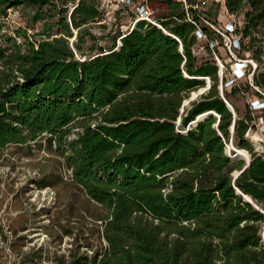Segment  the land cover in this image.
Listing matches in <instances>:
<instances>
[{
    "label": "trees",
    "instance_id": "1",
    "mask_svg": "<svg viewBox=\"0 0 264 264\" xmlns=\"http://www.w3.org/2000/svg\"><path fill=\"white\" fill-rule=\"evenodd\" d=\"M158 1L167 8L156 18L165 30L141 19L89 56L83 34L94 39L85 25L104 18L98 0H0V29L20 5L33 7L32 23L47 17L44 6L51 11L36 33L44 37L32 39L18 26L6 39L12 50L0 48L11 67L0 66V154L10 143L43 134L59 148L66 145L73 183L107 210L99 247L89 253L78 244L48 264H264V153L246 136L253 109L247 105L240 116L227 89L222 96L216 89V60H200L193 51L195 29L207 15L190 7L189 21L179 1ZM225 1L230 12L243 11L234 50L253 51L261 64L264 44L254 46V32L264 24V0ZM171 34L180 37L182 51ZM207 76L213 80L208 92L181 112L184 95L204 86ZM252 78L264 101V72L255 70ZM231 83L232 91L242 89ZM72 127L80 129L69 139ZM231 136L237 161L225 153ZM244 151L250 163L243 169ZM236 168L242 171L235 177ZM43 255V249L26 253L20 264Z\"/></svg>",
    "mask_w": 264,
    "mask_h": 264
},
{
    "label": "rangeland",
    "instance_id": "2",
    "mask_svg": "<svg viewBox=\"0 0 264 264\" xmlns=\"http://www.w3.org/2000/svg\"><path fill=\"white\" fill-rule=\"evenodd\" d=\"M141 1L143 0H133L123 5L117 0H98L104 12V18L85 25V29L95 36L92 39L86 32L83 34L86 55H94L99 51L98 48H109L110 36L115 32H126L136 16V7ZM208 2L201 11L207 15L206 18L213 21L215 27L203 20L200 25L209 27L210 35L205 37L204 34H195L193 51L200 60H216L220 67L216 89L220 96L225 95L227 89L230 93V102L238 106L240 116L246 112L247 105L251 106L253 119L246 136L250 139L255 151L264 153V111L255 109L257 105L253 103L259 98L256 90L263 91L259 86L254 85L252 78L255 70L264 72V56L259 66L256 58H251L253 51L234 50L235 39L239 38L241 33L238 32L234 36L226 33L227 24L232 22V17L225 12L223 3L214 0ZM147 4L153 10L154 18L167 11L166 5L158 0L151 2L147 0ZM69 6L68 15L74 7L73 4ZM32 9L30 5H20L10 9L8 16L2 18L0 48H9L8 52L12 50V42L6 39L7 36L14 35V29L18 26L27 27V34H30L32 39L44 37L36 33L44 29L43 22L51 11L44 6L47 17L43 21L32 23L27 20L28 13ZM235 20L239 26H242L243 11L235 14ZM72 31L71 42L76 34L75 29ZM254 33L257 34L254 46L264 44V24L257 26ZM18 41L23 42L24 39L18 37ZM89 46L94 48L89 50ZM0 66L11 69L10 65L6 66L1 59ZM12 71L16 72L15 67ZM231 80L241 85L242 89L239 92L231 90ZM204 83V86L193 88L184 95L181 112L189 108L194 100H199L203 94H206L213 80L205 79ZM94 121L90 120L92 123ZM177 125L180 127L179 119H177ZM214 125L216 126L217 122ZM78 129L80 128L72 127V130L67 133L68 138L76 137ZM230 130L232 135V128ZM228 143L232 144V136L225 144V153L233 156L236 150L232 147L229 151ZM69 152L66 145L59 148L55 141L50 142L44 134L28 143H10L2 150L0 154V264H20L26 253L37 249H43L44 255L40 261L35 260V264H48L51 263V256L67 253L68 249L75 248L78 244L82 251L87 250L91 253L103 242L100 231L101 216L105 215L107 210L100 203L90 199L83 189L73 183L72 168L66 161ZM248 153L250 154L249 151ZM239 159L242 158L235 157L234 160ZM243 159L246 162V159ZM236 171L240 170L233 169L231 175H235ZM42 182H47L45 184L49 185L43 186ZM261 226L263 232L264 222ZM35 256L39 257L40 254L33 253V258Z\"/></svg>",
    "mask_w": 264,
    "mask_h": 264
},
{
    "label": "built area",
    "instance_id": "3",
    "mask_svg": "<svg viewBox=\"0 0 264 264\" xmlns=\"http://www.w3.org/2000/svg\"><path fill=\"white\" fill-rule=\"evenodd\" d=\"M118 2H120L121 4L125 5V4H129L131 2H133V0H117ZM180 3H182V5L184 6L185 10H186V19H188L189 21L192 20L194 21V19L192 18V15L190 14L189 8L193 7L198 11H201L204 7H206V5L209 3V0H177ZM215 2L218 3H223L224 4V10L226 13L230 14V16L232 17V22H229L227 24L228 28H226L225 32L232 34L234 36V34H238L236 33V26H238V22H236L235 20V14L236 13H232L228 10L227 6H226V1L225 0H214ZM136 16L133 19L130 28H133L136 23L141 20H147L153 24H156L157 26H160L163 30H165V28L162 26V24L156 20V18H154L153 16V10L151 9V7L149 6V4H147V0H143L139 3V5H137L136 7ZM204 21H207L212 27H215L213 21H210L208 18H204ZM194 34H204L202 28L200 27V25H197ZM173 35V37L175 36L179 42H180V50H183V46H182V42L181 39L178 35L175 34H171ZM205 37H208L207 34H204ZM240 37V36H239ZM239 38L235 39V45L234 47L237 45ZM220 66H222V64L220 63ZM220 68V67H219ZM223 68V66H222ZM221 68V73L223 72ZM21 79V77H19ZM210 77L207 76L205 79H209ZM254 104L257 105V107H255V109L263 107L264 106V101L261 99H256V101L253 102ZM217 114V113H215ZM218 118H220V115L217 114ZM180 122V121H179ZM249 130V129H248ZM227 144V143H226ZM172 187L171 184L167 185L165 188H163L164 191L169 190Z\"/></svg>",
    "mask_w": 264,
    "mask_h": 264
},
{
    "label": "water",
    "instance_id": "4",
    "mask_svg": "<svg viewBox=\"0 0 264 264\" xmlns=\"http://www.w3.org/2000/svg\"><path fill=\"white\" fill-rule=\"evenodd\" d=\"M74 40H75V38L72 39V42H73ZM227 103H228V106L233 110L232 105H231L228 101H227ZM235 119H236V117H234L233 124H232V126H231L232 129L234 128ZM237 153H238V152L236 151V152H235V155H233L232 157H233V158H235V157H239ZM249 161H250V159L246 161L247 163L244 165L243 169L246 168V166L249 165V163H250ZM241 171H242V170H241ZM241 171H239L238 173H236V174H235V177H236L239 173H241ZM238 191H239V189H238ZM239 192H240V191H239ZM240 193H241V192H240ZM241 194H243V196H244V197H245L250 203L256 205V204L254 203L252 197H251V199H249L248 196H247V194H244V193H241ZM257 208H258V207H257ZM263 236H264V231H263Z\"/></svg>",
    "mask_w": 264,
    "mask_h": 264
},
{
    "label": "bare ground",
    "instance_id": "5",
    "mask_svg": "<svg viewBox=\"0 0 264 264\" xmlns=\"http://www.w3.org/2000/svg\"><path fill=\"white\" fill-rule=\"evenodd\" d=\"M233 144V143H232ZM229 145V143H228ZM244 156L245 159L249 160L250 159V155L247 151H244V153L242 154ZM249 199H251V197H248ZM256 203V202H255ZM260 205V204H259Z\"/></svg>",
    "mask_w": 264,
    "mask_h": 264
}]
</instances>
